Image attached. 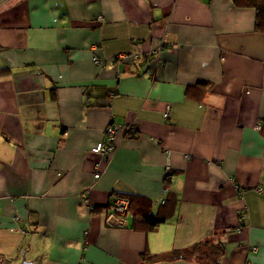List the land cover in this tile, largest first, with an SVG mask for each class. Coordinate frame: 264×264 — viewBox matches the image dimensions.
Instances as JSON below:
<instances>
[{
	"label": "crops",
	"instance_id": "1",
	"mask_svg": "<svg viewBox=\"0 0 264 264\" xmlns=\"http://www.w3.org/2000/svg\"><path fill=\"white\" fill-rule=\"evenodd\" d=\"M256 20L234 0H0V264H199L173 252L222 231L220 264H264ZM113 120L133 130L95 179ZM167 191L154 229L93 210L133 193L157 212Z\"/></svg>",
	"mask_w": 264,
	"mask_h": 264
},
{
	"label": "trees",
	"instance_id": "2",
	"mask_svg": "<svg viewBox=\"0 0 264 264\" xmlns=\"http://www.w3.org/2000/svg\"><path fill=\"white\" fill-rule=\"evenodd\" d=\"M234 3L239 7H253L257 11L256 28L264 31V0H234ZM8 68L0 69V76L8 73ZM203 83V82H199ZM171 184V175L167 173L165 176V185L168 188ZM130 200L129 210H132L134 215L137 216L139 222L146 229H154L161 223H164L168 216L173 214L175 210L177 198L175 194L167 191L165 200L161 203L157 212H152L148 206L142 211L135 207L138 200L148 204V200L139 196L138 194H125ZM115 199L107 206L94 207L93 210L112 207ZM150 204V203H149ZM166 212V213H164ZM225 232H215L212 237L203 241L197 242L194 245L181 250L173 252L174 258H193L199 264H220L221 258L225 254V246L222 237Z\"/></svg>",
	"mask_w": 264,
	"mask_h": 264
},
{
	"label": "built area",
	"instance_id": "3",
	"mask_svg": "<svg viewBox=\"0 0 264 264\" xmlns=\"http://www.w3.org/2000/svg\"><path fill=\"white\" fill-rule=\"evenodd\" d=\"M100 20H102V16H98ZM163 45L166 44V42H162ZM161 43V45H162ZM161 48L159 50H154V52L151 54V56L156 55L157 53H160ZM129 54L122 53L119 54L118 59H125L128 57ZM94 62L96 64H101L102 60L98 57L94 58ZM170 113V105L167 106V109L165 111V116H169ZM261 127V123H257V128L259 129ZM133 130L132 126L128 123L124 122H116L111 121L106 129H105V136L104 138L99 141L97 144H95L90 152L89 156L94 161L95 164V173L94 178L97 179L101 176V163L108 159L113 152L117 148V136L120 132H131ZM257 191L261 192L262 188H257ZM82 200L85 203H88L87 193L82 195ZM90 208H92L91 205H89ZM130 207V200L127 197L120 196L118 197L113 206L112 210L118 215V216H124L128 211ZM256 249V247H253Z\"/></svg>",
	"mask_w": 264,
	"mask_h": 264
}]
</instances>
